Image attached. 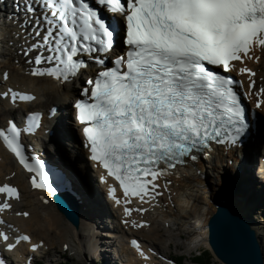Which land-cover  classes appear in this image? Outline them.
Wrapping results in <instances>:
<instances>
[{"label":"snow or ice","instance_id":"6c2138e0","mask_svg":"<svg viewBox=\"0 0 264 264\" xmlns=\"http://www.w3.org/2000/svg\"><path fill=\"white\" fill-rule=\"evenodd\" d=\"M0 15L17 29L8 43L28 75L78 87L70 106L83 148L133 229L150 227L131 219L133 213L171 203L170 177L179 178L216 146L242 143L250 129L249 96L264 111V86L248 66L264 64V0H0ZM232 72L246 77V94ZM35 99L11 87L0 91V101L10 105ZM40 119L35 112L22 113L19 122L7 119L0 143L29 174L32 189L55 196V173L21 143ZM0 198V216L29 217L14 209L21 199L16 186L0 184ZM23 245L33 254L29 264L44 247L0 219V264H12L9 254ZM130 246L148 261L139 240Z\"/></svg>","mask_w":264,"mask_h":264},{"label":"bare ground","instance_id":"6f19581e","mask_svg":"<svg viewBox=\"0 0 264 264\" xmlns=\"http://www.w3.org/2000/svg\"><path fill=\"white\" fill-rule=\"evenodd\" d=\"M5 22L3 16L0 15V24ZM15 31L17 29L11 24L0 25V69L2 70L1 75L7 73L8 77L7 80L3 79V75L0 78V91L11 87L22 93L31 94L36 99L26 103L19 102L18 105H10L7 102L0 101V127H5L7 119L16 118L19 112L41 111L48 114L51 107H57V115L49 121L46 120L44 131L38 136L40 143L30 144L27 150L28 153L46 160L65 173L67 189L76 194V199L86 215V221L81 222L79 227L75 229L57 213L49 197H46L49 200L48 203L44 204L39 197L41 193L31 188L28 176L0 144V184L9 183L16 186L21 191V199L12 202L14 209L21 212L26 211L30 214L28 218L18 217L13 212H8L2 216V219L12 224L13 228L18 230L19 233L30 235L32 240L43 242L46 248L54 245L50 243L53 239L56 243H60V247L65 244L68 247L74 246L76 253L79 255H82L83 251L81 250H84L85 254V251L88 253L90 248L89 252L93 253L92 255L88 254L95 264H114L115 262L121 264L119 261L124 256L118 258L112 255V252L114 253L118 247L121 252L131 257L132 262L129 261V263L140 264L141 257L128 245L127 241L131 237L122 240L119 238L122 234L137 236L142 241L144 248L150 251H159L163 254L167 253L166 250L172 244L179 247L180 244L174 241L175 238L172 236L171 231L167 229L169 223L176 226L173 229L179 232L180 239L190 237L192 231H194L192 243H197V247L209 250L207 222L209 215L215 213L217 207L214 204L215 210H213L210 198L214 197L215 193L211 195L206 193L202 175L211 173L207 170L218 171L223 169L225 163H228V166L234 172V176H232L227 171L226 177L235 184L237 194L243 196H239L242 198L241 201L245 202L247 208L243 211L250 213L255 209H259V213L264 215V195L261 196L260 186L251 175V169L258 165L260 166L258 173L264 177V150H261V156L260 151L257 149L259 142L261 146L263 141H260V139L263 137L264 130L261 132L260 129L255 134L251 131L247 137V142L242 144L241 148L228 149L229 151L222 149L223 152L217 149L206 159L201 158L195 164L190 162L185 169L180 170L179 178L170 177L173 181L171 203L164 201L165 207L151 209L144 216H139L136 213L131 216L133 220L147 221L150 224L149 228L133 229L126 226L122 222L124 219L122 208L116 206L113 201L107 203L111 207L113 215L109 211L107 213L105 200L98 195L100 188L107 196V185L100 181V176L104 173L99 170L96 174L92 172L94 175L88 172L89 168L81 156V152H84L81 132L71 118L74 114L70 105L74 101V95L77 93L78 87L69 88L67 85L53 82L54 78L28 75L29 66L25 65L22 59L19 60V63L14 62L17 57L14 54L12 45L8 43ZM248 66L254 68L258 73L256 77L257 86H264V64L262 66V64L249 63ZM254 102L255 97L251 96V104L253 105ZM258 112L264 114V111L258 110ZM263 123V118L257 116V129ZM48 133H51V136ZM260 157L262 159L257 160ZM108 183L111 184L109 180ZM219 184L220 186L223 185L221 179H219ZM116 195L120 197L118 193ZM233 200L237 206L240 205L235 198ZM197 204L204 207L197 206ZM226 205L235 209L230 204ZM133 206H136L135 203ZM188 206H193L194 210L190 211ZM144 207L149 206L145 205ZM191 213H194L195 221L193 224L188 221L191 219ZM239 215L241 216L240 213ZM107 218L109 222H107ZM185 220L188 221V224L185 223ZM115 221L119 222L120 228H117ZM247 224L254 231L260 249L263 248L264 231H255L250 223L247 222ZM115 229L120 230L119 237L116 236ZM101 230L108 232L103 233L100 232ZM162 236H165L168 242H158V239ZM102 237L106 239L103 240ZM113 239H118L114 250L111 242ZM182 246L184 245L182 244ZM24 251V248H19V255H22ZM19 255L17 258H19ZM142 264H154V261H143Z\"/></svg>","mask_w":264,"mask_h":264},{"label":"rangeland","instance_id":"374dc122","mask_svg":"<svg viewBox=\"0 0 264 264\" xmlns=\"http://www.w3.org/2000/svg\"><path fill=\"white\" fill-rule=\"evenodd\" d=\"M262 66H263V64H262ZM263 69H264V66H263ZM1 71L2 70L0 69V78H1ZM234 74H236V73H234ZM238 77L240 78V80H243L244 81V78L245 77H240V76H238ZM70 115L72 116V113ZM259 115L264 120V114L261 113ZM67 121H69V120H67ZM259 127H260V125H259ZM260 130H261V132L264 130V123L261 125ZM263 133H264V131H263ZM77 135H78V132H77ZM260 155L262 156V151L261 150H260ZM215 170H218V169H215ZM207 171H209L211 173H209V174L207 173V174L202 175V179L204 181V188L206 190V193L208 195H211V194H214L215 193V196L212 197V198H210L211 201H212L213 210H215V207H218L220 204H224V203L230 204V205H232L241 214V216L248 223L251 224V226H253V228L255 229V231H260V232L264 231V215H261L259 213V209H255L254 211H252L250 213L249 212H246L247 214L243 211L244 209H247L246 206H245V202H242L241 201L242 198H240V197H243V196H241V194H239V195L237 194L236 186H234L235 184L232 183L230 181V179H227V177H226V172L227 171L229 173H231L232 176H234V172H232L231 168L228 166V163H225L223 165V169H219L218 171H212V170H207ZM219 171H221V172H219ZM258 171H260V166H258L257 171H256L255 168H252L251 169V175L254 177V179L257 182V184H259V186H260V193H261V196H262V195H264V179H263L264 177H262L263 175L262 174H259ZM219 179H221L222 182H223V185L222 186H220V184H219ZM98 192H99L98 195H100V197L105 196V193H102V191H100V189L98 190ZM60 193H63V191H61ZM206 193H205V195H206ZM39 197H40V200L46 199L47 201H49L46 198L47 196H45L44 194H41ZM234 198L240 204V205H238L239 207L234 203V200H233ZM49 199L52 200L53 199L52 196L49 197ZM243 200H244V198H243ZM76 202H77V205H78V208H79V222L78 223L80 225L81 222H83L84 220L86 221V215L83 212V209L81 208L79 202L77 200H76ZM214 204H215V207H214ZM197 206L204 207L201 204H197ZM188 209L190 211H193L194 210V207L193 206L192 207L188 206ZM108 211L109 210L107 209V212ZM213 213H211L209 215V217ZM18 217H20V216H18ZM188 221L191 222L192 224L194 223V221H195V219H194V213H191V219H189ZM188 221L185 220V223L188 224ZM107 222H109L108 218H107ZM173 228H176V226H174L172 223H169L167 229H169V231H171L172 236L175 238L174 241L177 242V243H179L180 246L179 247H176L174 244H172L166 250V252H167L166 254L167 255L166 254H163L161 252V254L164 257H167L168 258V259L164 260V262L173 263L174 259L178 258L179 256H183L184 257L183 264H193V263H191L192 262L191 259L193 258V256L196 255V254H198V253H200V252L206 251V249L203 248V247H197V246H195V244H197V243H192L191 240H193V238H194V235H193V232L194 231H192V233H191L192 235H190V237L188 236L186 238L180 239L179 236H178L179 232H177L176 229H173ZM100 232L106 233L108 231L101 230ZM102 238H103V240L106 239L105 237H102ZM165 238H166L165 236H162V238H159L158 239V242L159 241H161V242H163V241L164 242H168V239L167 238L165 239ZM53 240L50 243H53L54 245L48 246L49 247L48 250H49V253H50L48 259L46 258L40 264H57L58 261L61 262V263L64 262V261H67L70 264H95V262L92 261V259H90L91 257L88 254V253H90V255H92V253H93V252H89L90 251V248H89L88 253H86V251H85V254H84V250H81V251H83L82 252V255H79V254L76 253V249H75L74 246L68 247V245H67V247L69 249H68L67 252H64L63 249H64V246L66 244L63 245V247H60V243H56L55 240L54 241ZM87 240H88V238H87ZM112 243H113V249H114V246L116 245L117 242L115 240H113ZM182 244L184 246L185 245H187V246L184 247V246H182ZM261 247H262V244H261ZM261 249H262V254H263V258H264V244H263V248H261ZM71 251L74 252V254H72ZM121 261L123 262V260H121ZM34 262H38V261L35 260ZM212 262L215 263V264H218V262L216 261V259L214 257H212ZM117 263L118 262H115L114 264H117ZM156 264H161V261H157Z\"/></svg>","mask_w":264,"mask_h":264},{"label":"water","instance_id":"95a60500","mask_svg":"<svg viewBox=\"0 0 264 264\" xmlns=\"http://www.w3.org/2000/svg\"><path fill=\"white\" fill-rule=\"evenodd\" d=\"M52 201L56 211L77 229L79 208L76 200L63 192L56 194ZM207 235L209 250L206 251L218 264H264L254 231L231 206L220 204L216 208L207 222Z\"/></svg>","mask_w":264,"mask_h":264},{"label":"trees","instance_id":"16d2710c","mask_svg":"<svg viewBox=\"0 0 264 264\" xmlns=\"http://www.w3.org/2000/svg\"><path fill=\"white\" fill-rule=\"evenodd\" d=\"M211 255L209 254V252H202L199 255H194L192 260L193 264H214L212 263L211 260ZM176 264H183L184 262V257L183 256H179L178 258L174 259ZM38 264V263H37ZM61 264H70L67 261L62 262Z\"/></svg>","mask_w":264,"mask_h":264}]
</instances>
